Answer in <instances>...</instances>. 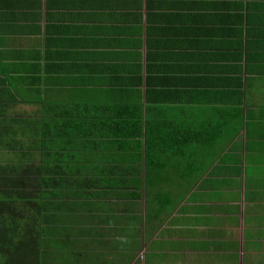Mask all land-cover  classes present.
<instances>
[{"label": "crops", "instance_id": "crops-1", "mask_svg": "<svg viewBox=\"0 0 264 264\" xmlns=\"http://www.w3.org/2000/svg\"><path fill=\"white\" fill-rule=\"evenodd\" d=\"M32 75L65 102L165 110L204 150L170 158L197 177L162 187L130 264H264V0H0V84Z\"/></svg>", "mask_w": 264, "mask_h": 264}, {"label": "trees", "instance_id": "trees-1", "mask_svg": "<svg viewBox=\"0 0 264 264\" xmlns=\"http://www.w3.org/2000/svg\"><path fill=\"white\" fill-rule=\"evenodd\" d=\"M29 79L0 84V264H130L170 213L162 187L197 177L170 158L204 150L165 110L65 102Z\"/></svg>", "mask_w": 264, "mask_h": 264}, {"label": "rangeland", "instance_id": "rangeland-1", "mask_svg": "<svg viewBox=\"0 0 264 264\" xmlns=\"http://www.w3.org/2000/svg\"><path fill=\"white\" fill-rule=\"evenodd\" d=\"M145 211H144V204H143V213H144ZM256 221L257 222H259L260 221V219L258 218V219H256ZM149 225V224H148ZM155 243V242H154ZM246 256V255H245ZM239 258H240V256H239ZM246 258V257H245ZM248 258V257H247ZM256 258H258V257H256ZM254 259V258H253ZM247 259H245V261H246ZM248 264H255V263H248Z\"/></svg>", "mask_w": 264, "mask_h": 264}]
</instances>
